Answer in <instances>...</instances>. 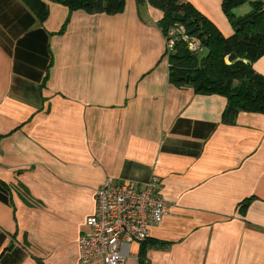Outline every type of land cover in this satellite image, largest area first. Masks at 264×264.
I'll return each mask as SVG.
<instances>
[{"label":"crops","instance_id":"0c3cea01","mask_svg":"<svg viewBox=\"0 0 264 264\" xmlns=\"http://www.w3.org/2000/svg\"><path fill=\"white\" fill-rule=\"evenodd\" d=\"M125 1L108 15L45 0L42 22L0 0V264H82L96 191L153 177L169 212L126 264H264V114L226 124V97L173 86L163 13ZM179 1L234 34L223 0ZM252 67L264 76V56Z\"/></svg>","mask_w":264,"mask_h":264},{"label":"trees","instance_id":"16d2710c","mask_svg":"<svg viewBox=\"0 0 264 264\" xmlns=\"http://www.w3.org/2000/svg\"><path fill=\"white\" fill-rule=\"evenodd\" d=\"M70 12L116 15L124 12L125 0H53ZM45 22L49 16L45 0H23ZM163 13L158 22L165 37L174 26H183L188 35L198 38L202 52L191 53L180 41L166 55L170 65V83L177 88L190 87L199 95H222L227 99L224 123L234 124L240 113L264 114V76L253 70V63L264 56V5L253 4V11L236 18L233 10L247 0H223V11L230 18L234 34L225 37L217 26L193 5L179 0H137ZM228 60V62H227ZM249 205L241 204L244 212Z\"/></svg>","mask_w":264,"mask_h":264},{"label":"built area","instance_id":"2783aa9c","mask_svg":"<svg viewBox=\"0 0 264 264\" xmlns=\"http://www.w3.org/2000/svg\"><path fill=\"white\" fill-rule=\"evenodd\" d=\"M165 38L169 52L180 41L186 43L191 53L202 52L201 41L188 35L183 26L171 28ZM159 189L157 177L143 187L114 184L111 180L100 187L96 191V211L87 219V230L78 242L81 263L100 260L103 264H126L123 247L148 241L151 227L161 224L169 212Z\"/></svg>","mask_w":264,"mask_h":264},{"label":"rangeland","instance_id":"374dc122","mask_svg":"<svg viewBox=\"0 0 264 264\" xmlns=\"http://www.w3.org/2000/svg\"><path fill=\"white\" fill-rule=\"evenodd\" d=\"M229 18V17H228ZM230 19V18H229ZM175 27V26H174ZM230 36V35H229ZM227 62H228V60H227Z\"/></svg>","mask_w":264,"mask_h":264}]
</instances>
